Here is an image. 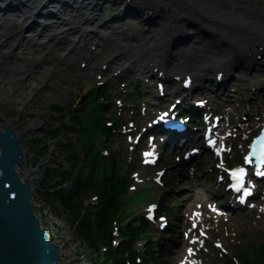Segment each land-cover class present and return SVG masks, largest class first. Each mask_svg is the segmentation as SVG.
Returning <instances> with one entry per match:
<instances>
[{
  "label": "bare ground",
  "instance_id": "6f19581e",
  "mask_svg": "<svg viewBox=\"0 0 264 264\" xmlns=\"http://www.w3.org/2000/svg\"><path fill=\"white\" fill-rule=\"evenodd\" d=\"M231 2L224 0H130V2L127 0H0V76L3 81L7 77L2 73L5 68L9 73H15V76H25L28 72L33 73L28 69L27 64L24 65L20 62L17 65L13 64V67L17 68L14 69L11 67V63L6 62L18 55H20L17 57L18 61L24 59V62H39V65H35L39 69L46 65L58 69L61 63L55 60V56L53 58V54L45 51L48 47L41 46V50H33L31 44H28L32 38H38L43 43H48L47 46L53 45L58 51L64 49V52L68 51L75 56H79L80 52H86V45L81 46L80 43L88 40L97 42L101 47L100 49L104 51L108 49H114V52L122 51L119 58L110 62L105 72L109 71L110 67L116 63H130L129 69L124 66L125 64L121 66L123 71L131 74L136 73L142 78L148 79L149 88L146 89L149 90V94L153 95L158 93L155 92L156 86L154 87L152 84L158 75V67L160 66L166 75H168V71L182 70V66L178 62L179 58H183L184 65L188 66L194 74L200 76L213 73V70L219 68L228 71L229 63L240 62L241 59H244L243 57L247 58L245 65L250 67L253 62L250 59L253 58L250 54L262 53L258 51L257 47L264 46V13H259L251 6V12L244 13L236 10V3L239 2ZM108 3L120 4L122 11L130 7H137L139 10L137 22L124 20L116 27L115 24L111 23H116V15L108 12L110 9L106 6ZM53 4L59 8L55 14L49 11ZM8 5L18 8L9 11L5 8ZM37 10L39 13L36 15L35 23L39 19H42L44 23H30L29 29L23 30V24L28 18L27 15L29 13L30 15L34 14ZM83 10L89 14L86 15ZM59 12V17H56ZM65 12L66 14H64ZM63 14L68 15L71 19H64ZM150 14H153L154 24L149 25L147 23L149 27L144 28L143 22L146 23L150 19ZM49 20H53V23ZM95 24L97 25L96 28L103 26L105 30L120 29L124 41L103 39L99 36L98 31L91 30ZM134 24L139 27L141 36L129 32ZM84 25L89 28L81 31ZM55 27L62 30L61 34L53 33ZM22 33L27 35L22 37ZM183 34L188 35V38L190 37L191 40L188 41L190 43L187 42L188 45L178 47L180 44H184H178L181 41L178 39L174 42V48L172 40ZM73 43L75 46L72 45ZM183 48H186L185 52H183ZM137 49L140 50L137 52ZM44 51L45 53H42ZM143 51L146 52L140 59L139 55ZM97 59L98 55L89 59L92 67L90 70L95 68ZM55 69L53 72L56 73ZM35 85L41 86L42 89L47 87V85L40 83ZM207 86L206 83H200L199 89H204ZM169 90L171 92H168L167 96L183 91L182 87L178 88L176 83L169 87ZM30 96L28 93L25 94L24 100ZM4 112L0 113L4 117L2 127L7 122L13 124L10 119L5 117ZM25 158L23 166H25V173L28 176L32 170L26 166L27 159ZM27 176L26 179L30 180L32 187H34L33 179Z\"/></svg>",
  "mask_w": 264,
  "mask_h": 264
},
{
  "label": "rangeland",
  "instance_id": "374dc122",
  "mask_svg": "<svg viewBox=\"0 0 264 264\" xmlns=\"http://www.w3.org/2000/svg\"><path fill=\"white\" fill-rule=\"evenodd\" d=\"M224 1H232L235 3L239 2L236 3L237 6H239L238 10L244 13L246 12V9L243 8V6L245 5L254 7L259 11V13H264V0H242V4H240L241 0ZM106 6L110 8L108 10L109 13H115L116 15V23L111 22L112 24H115L116 27H118L119 23L124 20L131 21L133 23L137 22V13L132 14L128 9L122 11V6H120V4L108 3L106 4ZM51 8L52 10L54 8L56 12L59 11V8H57L56 4H53ZM85 12L86 15L89 14L87 11L83 10V13ZM64 14H66V12ZM64 14V19H71L68 15ZM29 15L30 13L27 15L28 18L25 24H23L22 29L25 31L29 29V27H25V25H27V23L31 20L32 14L30 15V17ZM59 15L60 12L56 15V17H59ZM152 16L153 14L150 15V19H152ZM150 19L146 21V23L143 22L144 28L149 27L147 23L149 25L154 24V22H151ZM39 20L42 24L44 23L42 19ZM49 22L53 23V20H49ZM96 24L95 26H93L94 29H96L97 27ZM88 28V26L84 25L81 31L87 30ZM59 31L62 32V30H59L58 27L54 29V33H57ZM97 31L100 37V34L102 32L103 34H106L103 39L112 40L118 39V37H123L120 36V29L105 30V28L99 27L97 28ZM129 32L131 34L141 36V34L139 33V27H136V24L131 27V31ZM25 35L27 34H21L22 37ZM190 40V37H187L186 39H181L178 44H188L190 43L188 42ZM39 41L40 40H38V38H32V40L28 44H31L33 50H41V46H37V43ZM41 42L42 41H40V43ZM94 44H96L97 49L100 50L101 53L99 54L98 59L95 62L96 66L93 69L92 73H90L91 65L87 59V66L85 68H82V66L80 65L81 62H79L80 56L74 57L73 55H70L68 51L64 52V49H60L59 51L55 49L57 51H54V53L51 54H53V58L55 56V60L57 62L61 63L58 66V69L51 68L50 66L48 67L47 65L44 68L39 69L38 67H35L36 64L39 65V62H24V59L23 61H18L17 57L20 56L18 55L12 57L14 59H9L6 62L11 63L12 68H14L13 64L17 65L19 64V62L23 63L24 65L27 64L29 66L28 69L33 71V73L31 74V72H28V74L25 76H15V73H9L7 68H5L2 73L7 77H5L3 81V78L0 76V113L2 111H5V117L13 122V124H11L14 126L15 131L19 134L22 146L25 149V159H27L26 166H28V168L32 170L30 173H28V176L25 173V166H18V171L20 172L23 180L27 176L29 178H32L34 181L32 202L35 206V213L39 217L42 225L46 227L50 239L60 247V251H62L63 254V256H61L62 264H93L90 257V254L93 252V250L88 246V241L78 235V231L76 230L77 226H74L71 223L72 219L70 213H67L64 209L63 204L60 203L57 198H54L52 194L53 189L51 190V187H46L45 183H43V180L44 182H46V184L47 181L49 182L50 179L48 180L47 177L48 169L56 167L57 163L61 162L62 164H64L66 170L68 171L72 167L71 160L69 159L68 155L63 154L64 156H62V154L60 153V144L72 141L78 147L76 127L74 126V124H72V130H67L61 135L60 138L53 139L49 136L57 126L59 127V118L64 120L72 116L75 109L71 105L73 103H76L81 106V102L86 99L89 91L96 89L97 79L100 81L107 75H109L108 73H112L115 70V67H110V70L107 72H104L102 70L105 66L104 61L106 60L104 58H112L114 53L112 52L113 50L108 49L103 51L99 49L100 47L94 40H88L85 43L86 55H90L92 53L90 47ZM46 45L47 44L43 43L42 47H47ZM73 45H75V43H73ZM172 45L174 47V43ZM180 46L182 45H179L178 47ZM139 50L137 49L136 51L138 52ZM45 51L42 53H45ZM119 53L121 55L122 51ZM64 54H67L68 57L73 58L72 60L74 61V64H72V66L68 65L66 57H63ZM251 54L253 55V53ZM261 54H263V52ZM254 55L256 56V54ZM243 58L244 59H241L240 62L237 61L234 64L231 63L227 71L228 80L231 78L230 85H232H229L228 88L233 87V92L232 96H227L226 99L232 101L234 100V102L236 103L233 105V107L237 111H240V113H244L246 109H248V106L250 104L254 105V109L257 108V103L253 101L255 92H258L259 95H264V56L260 59H256L257 57L250 58L253 61L252 64H250V67H247L245 65V61L247 58ZM124 64L125 62H122V64L119 63V67L123 66ZM54 69L57 71L56 73L53 72ZM35 71H37V73H34ZM101 75L102 77H100ZM97 76H99V78H97ZM121 77L124 81L127 82L130 87L129 92L131 98L139 100L138 94H141L142 96V93L145 92L144 90H147L145 89V85L142 81V76L136 73L131 74L124 72ZM19 80H21L22 82ZM114 80L118 79L115 78ZM16 81H18V84L16 83ZM39 83L45 84L47 85V87L45 89H42L39 85L34 86V84ZM252 83L257 86L256 91L252 90ZM206 84H208V86L204 89H197L196 94L201 96L209 95L210 99L216 102L218 96L215 94H208V92L215 91L218 87H216L214 83L212 84L207 81ZM237 89L239 90L238 98L233 96L236 94ZM131 91L133 92V94H131ZM27 93L31 96L24 100L25 94ZM143 96L145 100L148 99L145 94H143ZM165 99L172 100V97L168 96ZM78 100L81 101L78 103ZM238 100L242 101V105H238ZM21 102L22 105H20ZM55 105L63 106L64 108L66 107V109L58 110L56 109ZM244 106L246 109H243ZM261 108L264 109V101L260 109ZM114 113L115 109L109 111V113H107L106 110L107 116H111ZM117 142L118 140H115V143L111 145L112 150L116 149L118 144ZM45 146H47V148L50 147L49 152H45L46 149L43 148ZM120 164L123 165V162H121ZM203 167L204 166H202L198 170V172L191 178L183 179L180 186H178L177 193H170L169 197L171 198V201L168 205L172 209L171 212H169V216L174 222L180 220L183 217L184 210H186L191 205L189 197H191L192 199L201 197L200 193L198 194L197 192L198 189L196 190V187H194L197 183L199 184L203 181L204 184L202 185V187L204 192L202 193V195L208 194L214 179L209 177V174L204 171ZM69 186L71 187L70 181L63 183V185H60V187L62 188ZM157 193L158 192H153V195H156ZM90 196L91 194L85 195L82 199V204L84 200ZM127 200L128 197H124L122 199V204H127ZM124 207L126 208L128 206L125 205ZM134 209L141 212L142 206L134 207ZM120 219L123 220L124 218ZM245 231L246 229L244 228L238 229V239H240L242 242H245L246 244H250L254 240L257 241H254V243L256 242L255 244L264 242V235H262V233L255 234V238L251 240L249 236L245 234ZM117 235L118 234L115 233L116 240L120 244L121 239L120 236ZM176 242L179 243L180 238L176 237ZM228 242L232 243V240H228ZM240 248L245 251V248H243L242 246H237L236 250ZM237 254L243 264H261L262 262H264V247L262 249H260V247H257L256 255L254 257L252 256V253L250 251H246L247 255L242 253V250L238 251ZM102 255L104 254L102 253ZM249 256L253 257L255 260H252V258ZM161 259L162 261L160 264H174L175 262V258L172 261H169L167 256H164Z\"/></svg>",
  "mask_w": 264,
  "mask_h": 264
},
{
  "label": "trees",
  "instance_id": "16d2710c",
  "mask_svg": "<svg viewBox=\"0 0 264 264\" xmlns=\"http://www.w3.org/2000/svg\"><path fill=\"white\" fill-rule=\"evenodd\" d=\"M101 94L106 97L105 91L102 90ZM98 100L95 95H91L90 99L84 100L82 107L74 111L71 117L64 119L65 121L59 118V127L57 126L49 137L60 138L67 130H72V124H74L78 147L72 141L60 144V153L62 156H64L63 154L68 155L72 167L68 171L64 164L57 163L56 167L48 169L49 182L47 181L46 184L43 180V183L46 187L53 189L54 198H57L63 204L66 212L70 213L71 223L77 226L78 235L88 241V246L93 250L90 254L93 264H123L121 257L117 259L122 254L111 246V218L108 213L110 210L116 213L121 203L120 195L125 193L126 189L125 183L122 182L123 179L119 175L115 159H106L96 146L98 132L111 134L110 128L104 124V121L108 119L105 117L104 104ZM90 102L93 103L92 110L88 109ZM55 107L58 110L66 109L59 105H55ZM105 143L102 142V144ZM43 148L46 149L45 152L50 150V147L47 148V146ZM67 181L71 182V187H60ZM91 193L99 194L101 202L97 206L84 207L82 199ZM146 198L147 195L140 194L133 203ZM167 199L168 197L164 196L163 200L167 202ZM162 208L166 211L171 210L166 205ZM146 225V221H144V227ZM144 230V228L130 225L128 233L132 236L131 242L124 243L121 246V251L123 248L129 247L134 240L142 237ZM103 245L108 246L111 250L106 253L105 261L100 262Z\"/></svg>",
  "mask_w": 264,
  "mask_h": 264
},
{
  "label": "water",
  "instance_id": "95a60500",
  "mask_svg": "<svg viewBox=\"0 0 264 264\" xmlns=\"http://www.w3.org/2000/svg\"><path fill=\"white\" fill-rule=\"evenodd\" d=\"M5 8L12 11L18 7ZM50 10L55 9L50 6ZM128 10L132 14L139 12L137 7ZM37 13L39 10L32 14L30 23L40 22L35 23ZM3 121L0 115V264H62L60 247L50 239L35 213L34 187L18 171V165L24 167L25 149L14 126L7 122L2 127Z\"/></svg>",
  "mask_w": 264,
  "mask_h": 264
},
{
  "label": "snow or ice",
  "instance_id": "6c2138e0",
  "mask_svg": "<svg viewBox=\"0 0 264 264\" xmlns=\"http://www.w3.org/2000/svg\"><path fill=\"white\" fill-rule=\"evenodd\" d=\"M242 173H243V170H241V173L240 174L242 175Z\"/></svg>",
  "mask_w": 264,
  "mask_h": 264
}]
</instances>
